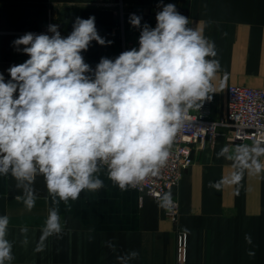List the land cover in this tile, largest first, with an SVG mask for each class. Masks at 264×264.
Instances as JSON below:
<instances>
[{
    "label": "clouds",
    "instance_id": "obj_1",
    "mask_svg": "<svg viewBox=\"0 0 264 264\" xmlns=\"http://www.w3.org/2000/svg\"><path fill=\"white\" fill-rule=\"evenodd\" d=\"M158 7L154 28L130 14L129 23L140 29L138 49L114 60L101 57L94 70L82 52L93 41L112 43L99 35L94 16L76 17L66 37L59 25L50 24L46 33L13 40L14 49L29 58L7 69L9 80L0 73V175L15 179L23 191L15 198L29 211L37 199L35 179L44 178L53 207L36 251L61 233V201L68 205L83 190L104 186L96 175L104 166L121 190L158 175L186 117L211 99L221 68L215 43L202 29L190 27L174 4L160 0ZM221 157L231 162L232 171L209 182L217 191L240 185L245 173H264V136L251 144L225 145L217 153ZM172 202L171 193L161 198L163 207ZM8 227L9 217L0 216V264L14 259ZM137 256L131 251L117 259L130 264Z\"/></svg>",
    "mask_w": 264,
    "mask_h": 264
},
{
    "label": "crops",
    "instance_id": "obj_2",
    "mask_svg": "<svg viewBox=\"0 0 264 264\" xmlns=\"http://www.w3.org/2000/svg\"><path fill=\"white\" fill-rule=\"evenodd\" d=\"M169 3L190 19V27L202 29L215 43L221 68L212 81L209 118L220 120L229 85L264 87V0H163ZM158 4L160 0H0V73L9 80L7 69L29 58L14 49L13 40L28 32L46 33L50 24L59 25L66 37L76 17L94 16L99 35L112 41L107 46L91 42L82 52L85 62L91 67L101 57L114 60L122 53L123 35L116 9L123 7L126 39L138 41L140 29L129 23L130 14L154 28L156 13L162 10ZM220 131L205 148H194L193 164L171 191L180 206L177 219L167 215L161 200L135 187L121 190L104 166L96 174L103 181L101 189H85L68 205L59 203L62 231L49 236L42 251L36 247L53 207L43 176L35 179L37 199L29 211L15 198L23 195L15 179L0 175V216L9 217L7 239L14 256L5 264H120L117 257L131 251L138 256L130 264H179L178 242L184 233L185 264H264V173H245L238 186L210 188V181L232 171L230 161L217 158L222 147L251 144L230 139L224 127ZM22 228L28 232L21 233Z\"/></svg>",
    "mask_w": 264,
    "mask_h": 264
},
{
    "label": "built area",
    "instance_id": "obj_3",
    "mask_svg": "<svg viewBox=\"0 0 264 264\" xmlns=\"http://www.w3.org/2000/svg\"><path fill=\"white\" fill-rule=\"evenodd\" d=\"M120 6L115 12L119 17L118 27L123 33L122 52L132 48L138 49V41L127 40L124 36L125 19L123 7ZM98 63L91 68L94 70ZM210 95V100H206L199 110L191 111L186 117L183 127L175 136L168 162L159 174L148 176L135 186L142 195L161 200L165 193H171L179 185L183 170L193 164L194 148H205L209 141L218 137L221 127L227 129L226 134L234 141L244 140L252 143L254 139L264 136V87L229 85L226 112L220 120L209 118L213 93ZM171 197L173 202L165 207L166 213L172 219H177L180 212L179 202L172 194ZM187 243V235L181 234L178 242L179 264L186 262Z\"/></svg>",
    "mask_w": 264,
    "mask_h": 264
},
{
    "label": "rangeland",
    "instance_id": "obj_4",
    "mask_svg": "<svg viewBox=\"0 0 264 264\" xmlns=\"http://www.w3.org/2000/svg\"><path fill=\"white\" fill-rule=\"evenodd\" d=\"M221 109H222V106H221ZM218 110L220 111V107L218 108Z\"/></svg>",
    "mask_w": 264,
    "mask_h": 264
}]
</instances>
